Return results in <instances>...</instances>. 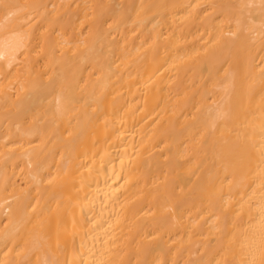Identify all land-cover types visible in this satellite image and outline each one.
<instances>
[{
  "label": "bare ground",
  "instance_id": "bare-ground-1",
  "mask_svg": "<svg viewBox=\"0 0 264 264\" xmlns=\"http://www.w3.org/2000/svg\"><path fill=\"white\" fill-rule=\"evenodd\" d=\"M0 264H264V0H0Z\"/></svg>",
  "mask_w": 264,
  "mask_h": 264
}]
</instances>
